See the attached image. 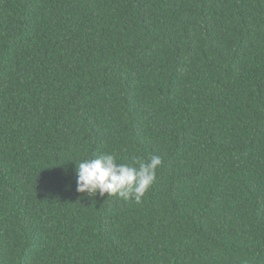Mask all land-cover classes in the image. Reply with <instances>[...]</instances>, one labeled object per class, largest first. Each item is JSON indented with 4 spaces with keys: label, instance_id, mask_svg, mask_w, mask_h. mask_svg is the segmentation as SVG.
<instances>
[{
    "label": "trees",
    "instance_id": "obj_1",
    "mask_svg": "<svg viewBox=\"0 0 264 264\" xmlns=\"http://www.w3.org/2000/svg\"><path fill=\"white\" fill-rule=\"evenodd\" d=\"M0 264H264V0H0Z\"/></svg>",
    "mask_w": 264,
    "mask_h": 264
},
{
    "label": "clouds",
    "instance_id": "obj_2",
    "mask_svg": "<svg viewBox=\"0 0 264 264\" xmlns=\"http://www.w3.org/2000/svg\"><path fill=\"white\" fill-rule=\"evenodd\" d=\"M161 165L162 158L158 155L120 163L115 154L101 153L76 163V190L93 197L97 194L119 196L139 204L156 181Z\"/></svg>",
    "mask_w": 264,
    "mask_h": 264
}]
</instances>
